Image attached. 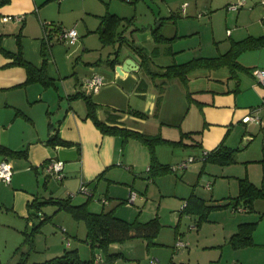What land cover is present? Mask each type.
<instances>
[{
  "label": "crops",
  "instance_id": "crops-1",
  "mask_svg": "<svg viewBox=\"0 0 264 264\" xmlns=\"http://www.w3.org/2000/svg\"><path fill=\"white\" fill-rule=\"evenodd\" d=\"M260 1L244 0L238 9L227 11L234 27L227 28L230 41L226 50L232 41L264 34V5ZM127 2L9 0L0 5V45L13 52L20 49L22 57L38 69L44 65L46 76L43 81L26 82V69L21 65L8 64L12 58L0 51V144L20 151L19 154L0 153V157L5 156L12 167L11 181L5 183L0 180V229L11 231L15 237L5 239L3 249H0L1 264H4L3 261L14 263L10 260L12 256L17 259L15 254H10L13 245H17L23 229L38 224L41 219L36 220L38 215H46L42 212L43 208H50L55 213L54 217L58 214L56 212L61 211L50 202L43 204L39 211L30 208L28 204L34 199L45 201L50 197H70L72 203L86 202L88 210L93 211L92 203L88 201L90 195L75 193L83 182L91 196H106L111 207L109 210L114 209L117 216L133 220L138 219L142 212L134 204L138 199L137 192L133 202L127 201L134 189L130 183L136 182L134 176L137 172L133 170L139 167V160L135 157L136 143L128 141L124 146L125 140L121 136L102 133L91 118H85L87 107L84 99L72 95L78 91L92 94L97 105V117L108 125L141 130L152 113L165 122L178 119L184 106L183 88H190L189 77L186 84L177 77L171 78L172 84H168L170 79L150 76L159 92L146 93L147 71L141 56L127 46L125 39L104 42L101 37V30H104L102 19L109 13L123 17L118 30H122L124 38L144 48L149 55L147 65L151 69L152 65L158 64L155 61L157 56L176 52L177 49L172 50L173 45L183 46H179V39L175 41L176 37L183 38L188 34L184 30L187 19L179 17V14H189L188 10L194 11V8L189 3L186 9L184 6V10L176 12L171 0ZM142 16L147 20L137 23ZM161 18L160 32L173 38L157 42L151 24L150 28L145 25L152 19L158 21ZM71 26L78 31L76 41L58 40V32ZM47 39L48 47L43 54L42 46ZM118 47L121 54L114 64H110ZM126 58L133 59L138 68L129 70L130 66H126V70H117L116 65L124 63ZM237 59L243 66L264 68V47L244 50ZM93 73L99 74L104 82L97 92L84 89L82 85L83 79ZM230 75L216 78L219 82L217 88H208L207 92L213 94L211 99L210 94L207 98H199L198 91H205L204 88L187 91V98L195 100L191 105L195 118H199L197 112L202 109L205 117L220 124L230 122L264 127V85L259 84L250 71L236 69L234 76ZM134 95L146 97V102L139 104L137 96L136 102H133ZM135 110L145 114L134 113ZM187 113L184 120H189ZM246 115L259 119L245 122L243 118ZM146 131L153 133L154 129ZM250 136L245 134L243 139L250 140ZM51 158L63 161L61 179L45 168ZM149 191L147 187L146 193ZM62 231L67 230L62 227ZM182 245L176 246L179 248ZM110 251L121 252L122 257L129 259L123 244L112 243ZM27 253L23 258L33 263L27 259ZM152 261L150 264H153ZM245 261L242 264H246Z\"/></svg>",
  "mask_w": 264,
  "mask_h": 264
},
{
  "label": "rangeland",
  "instance_id": "rangeland-1",
  "mask_svg": "<svg viewBox=\"0 0 264 264\" xmlns=\"http://www.w3.org/2000/svg\"><path fill=\"white\" fill-rule=\"evenodd\" d=\"M119 1L128 3L127 0ZM171 1L176 12L181 11L184 4L186 9L189 3L194 11L188 10L189 14H179V17L187 19L184 30L188 34L183 38H175V41H181L179 46H183L173 45L172 50L177 49L176 52L157 56L156 63H182L200 56L215 57L226 51L230 41L226 31L227 28L234 27L231 19H228L227 11L231 9L228 5L237 2L236 0ZM230 15H233L232 12ZM146 20L147 18L142 16L137 23L141 24ZM162 22L163 18L158 21L152 19L145 26L150 28L151 24L152 29L160 25L161 28ZM158 64L152 65L151 69L155 70ZM147 73L144 84L147 86L146 93L158 94L159 91L150 80V73ZM228 73H231L230 69L223 66L197 67L189 72L188 83L191 89H205L198 91L200 99L209 97L208 94L211 99L213 94L207 92L208 88H217V79L229 75ZM172 81L170 79L168 84H172ZM190 88H183L184 106L178 119L165 122L152 113L148 116L149 120L143 123L142 129L138 130L160 136L161 139L151 145L153 153L149 145L136 138L128 137L124 141V146L128 141H134L137 146L135 157L139 160V167L133 170L137 172L134 176L135 184H130L138 194L134 204L142 210L138 220L146 221L156 215L160 229L154 237H138L119 243L123 244L125 255L129 256V259L121 256L116 260V264H150L152 260L156 261V264H242L243 260H246V264H264V196L253 195L248 204L240 193L244 179L257 188H264V127L258 124L253 126L230 122L220 124L208 119L210 117H205L202 109L197 112L199 118H195V110L191 111L195 100L187 98ZM136 96H133V102H136ZM137 98L139 104L141 101L143 104L146 102V97ZM186 113L189 120H184ZM149 128L154 129L153 133L146 131L150 130ZM245 134L252 135L248 143V140L243 139ZM221 144L235 148L233 160L219 163L201 159L204 151L210 152ZM152 156L156 163L166 165L164 172L151 174L148 168ZM189 157L195 159L189 162L186 168L179 167L180 162ZM147 187L150 189L148 193ZM75 193L82 195L79 187ZM190 195L203 199L206 208L202 212L183 209ZM102 198H105L106 202H102ZM88 201L92 203L91 209L95 212L111 208L106 196L93 195ZM42 210L49 218L44 221L40 230H35L30 225L23 229L21 237L16 241V247L13 245L10 253L15 254L17 259L8 256L13 264H17L26 252L27 259L34 264H42L47 258L72 248L78 249L81 258L91 256V248L84 240L86 227L83 220L75 219L65 210L56 212L58 214L55 217L50 208ZM202 213L203 217L199 221ZM39 217L38 215L36 220ZM241 223L249 225L247 229L252 230L251 238L248 244L236 246L232 235ZM62 227L67 231H62ZM11 234V231L0 229V249H3L7 237L15 238ZM64 238L70 240V245H66ZM178 240L183 244L179 248L176 246ZM57 249V253H53ZM95 252L103 254L100 249ZM3 263L8 264L5 261Z\"/></svg>",
  "mask_w": 264,
  "mask_h": 264
},
{
  "label": "trees",
  "instance_id": "trees-1",
  "mask_svg": "<svg viewBox=\"0 0 264 264\" xmlns=\"http://www.w3.org/2000/svg\"><path fill=\"white\" fill-rule=\"evenodd\" d=\"M9 0H0V5L8 2ZM123 20V17H119L116 14H106L103 16L102 23L104 30H101V37L104 42L110 43L115 40L123 41L133 51L137 52L145 65V69L152 77H161L164 80L171 78H179L183 83H187L188 74L192 69L197 67H221L227 66L231 75L234 76L236 69L252 72L254 68L243 66L237 59L238 55L247 49L264 47V34L259 36H246L243 39L235 40L231 42L230 47L223 53L215 57H195L191 58L182 63H170L166 65H159L155 70H152L147 65L149 55L146 53L142 46L136 45L132 40H128L122 36V30H118V27ZM152 33L155 41L161 42L163 40H170L173 37H166L160 32V25L152 28ZM49 38V37H48ZM48 39L44 41L42 46V53L44 54L45 49L48 47ZM120 47L115 50V57L109 61L110 64H114L119 57ZM0 51L12 58V61L8 64L21 65L26 69L27 81L40 80L43 81L46 77L44 74V65L41 68H36L32 63L25 60L22 57L21 50L9 51L0 45ZM85 89V88H84ZM72 96H80L84 99L87 107L85 118H91L95 126L104 134L119 135L124 140L128 137H133L151 147L150 151L153 153L152 144L153 142L159 141L161 138L158 135H149L138 130L130 129L127 127H121L117 125H108L101 121L96 115V102L92 98V94L86 93L85 91H78ZM134 113L145 114L144 112L135 110ZM235 148H228L221 144L217 145L210 152L205 151V155L201 157L202 160H211L214 162L224 163L234 159ZM0 153L19 154L20 151H13L12 149L0 144ZM195 158L193 157V160ZM166 165L163 166L160 163L155 162V158L152 156L151 164L148 170L151 174H157L166 170ZM243 179H241L242 181ZM240 193L245 197V203L249 204L250 198L253 195L264 196V188H257L253 183L243 180L240 187ZM54 203L57 205V210H65L70 213L75 219L83 220L86 227L85 241L88 242L91 248V256L89 258H81L77 248L65 249L60 255L54 256L42 262V264H94L96 257V249L102 251L104 261L102 264H115V260L123 256L121 252H111L110 245L112 243H122L126 240L143 237L151 238L158 234L160 229V222L158 217L155 215L146 221H140L137 218L133 220H126L115 214L114 209L101 210L93 212L88 210L86 202L74 204L71 202L70 197L66 198H48L45 201H38L34 199L28 205L30 208L38 210L45 203ZM206 206L204 205L203 199L190 195L185 202L183 207L186 211L202 212ZM203 213L199 221L202 219ZM49 216L43 215L38 224L33 225L35 230H38L39 226L44 223ZM246 223H241L238 230L233 233L232 240L236 246L246 245L249 243L251 238L252 230L248 231ZM251 228V227H250ZM17 264H34L28 263L25 258L17 262Z\"/></svg>",
  "mask_w": 264,
  "mask_h": 264
},
{
  "label": "built area",
  "instance_id": "built-area-1",
  "mask_svg": "<svg viewBox=\"0 0 264 264\" xmlns=\"http://www.w3.org/2000/svg\"><path fill=\"white\" fill-rule=\"evenodd\" d=\"M260 2L262 5H264V0H261ZM243 4H244V0H240L236 3L228 5V8L238 9ZM185 5L186 4H184V6ZM184 6H183V10H184ZM4 19L6 20L7 17H4ZM77 38H78V33L75 27L62 28L58 32V40L60 41H67L69 43H74ZM252 74L259 84L264 85V68L256 67L253 69ZM103 83L104 82H103L102 77L97 73H93L91 76L85 77L82 81L83 87L93 92H97L98 89L103 85ZM258 119L259 118L257 117L246 115L243 118V121L245 122L258 121ZM205 153L206 152L204 151L203 155H205ZM191 161H193V157H189L187 160H183L182 162H180L179 167L185 168L188 166V163ZM45 168L48 173L54 175L56 178L61 179L63 177V172H62L63 161L62 160L51 158L45 164ZM11 178H12V167L10 163L8 162L7 158L5 156H1L0 157V180L5 183H9L11 181ZM79 192H83L91 196L90 190L83 182L79 186ZM135 197H136V192L132 190L130 191L127 201L133 202ZM101 201L106 202V199L102 198ZM40 217L42 218L43 216H40ZM66 240H67L66 243L69 245V239H66ZM179 244H181L180 240L177 241L176 245H179ZM103 261H104L103 255L101 253H97L94 259V264H102ZM152 263L154 264V261H152Z\"/></svg>",
  "mask_w": 264,
  "mask_h": 264
},
{
  "label": "water",
  "instance_id": "water-1",
  "mask_svg": "<svg viewBox=\"0 0 264 264\" xmlns=\"http://www.w3.org/2000/svg\"><path fill=\"white\" fill-rule=\"evenodd\" d=\"M126 66H130L129 70H135L138 68V65L136 66L135 61L131 58H126L124 63L116 65L115 68L122 71L127 69ZM39 216H43V214H40Z\"/></svg>",
  "mask_w": 264,
  "mask_h": 264
}]
</instances>
